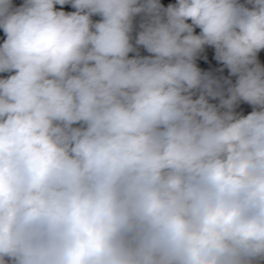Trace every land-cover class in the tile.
I'll return each mask as SVG.
<instances>
[{
  "label": "clouds",
  "instance_id": "1",
  "mask_svg": "<svg viewBox=\"0 0 264 264\" xmlns=\"http://www.w3.org/2000/svg\"><path fill=\"white\" fill-rule=\"evenodd\" d=\"M0 31V264H264V0H0Z\"/></svg>",
  "mask_w": 264,
  "mask_h": 264
},
{
  "label": "rangeland",
  "instance_id": "2",
  "mask_svg": "<svg viewBox=\"0 0 264 264\" xmlns=\"http://www.w3.org/2000/svg\"><path fill=\"white\" fill-rule=\"evenodd\" d=\"M162 2H164L166 4L169 2V0H162ZM242 2H243V0H242ZM13 3L18 6L20 3H22V0H13ZM93 19H99V18L94 17ZM2 38H3V33H2V31H0V40H2ZM143 54H146V53H143ZM207 55H208V61L207 62H201V66L205 69L210 70L212 67L216 66L215 62L212 60V55H213L212 50H208ZM260 57L262 60H264V52H262L260 54ZM250 110H251L250 108L247 109V111H250Z\"/></svg>",
  "mask_w": 264,
  "mask_h": 264
}]
</instances>
